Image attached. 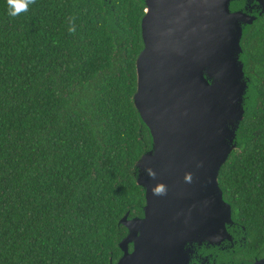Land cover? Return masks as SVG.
Wrapping results in <instances>:
<instances>
[{
  "label": "trees",
  "instance_id": "trees-1",
  "mask_svg": "<svg viewBox=\"0 0 264 264\" xmlns=\"http://www.w3.org/2000/svg\"><path fill=\"white\" fill-rule=\"evenodd\" d=\"M7 7L0 0V264H115L120 220L145 203L133 170L150 142L132 101L145 7L35 0L15 18ZM242 45L253 109L219 176L246 229L236 263L264 257V16Z\"/></svg>",
  "mask_w": 264,
  "mask_h": 264
},
{
  "label": "water",
  "instance_id": "water-1",
  "mask_svg": "<svg viewBox=\"0 0 264 264\" xmlns=\"http://www.w3.org/2000/svg\"><path fill=\"white\" fill-rule=\"evenodd\" d=\"M138 1L143 48L132 101L150 146L133 170L142 215L120 220L127 233L115 264H264L233 261L246 229L219 179L253 109L242 41L264 0Z\"/></svg>",
  "mask_w": 264,
  "mask_h": 264
},
{
  "label": "clouds",
  "instance_id": "clouds-1",
  "mask_svg": "<svg viewBox=\"0 0 264 264\" xmlns=\"http://www.w3.org/2000/svg\"><path fill=\"white\" fill-rule=\"evenodd\" d=\"M35 3V0H7V11L8 15L10 17H18L21 14L27 13L29 11V8L32 4ZM69 32L75 33V24H74V18L73 22L69 26Z\"/></svg>",
  "mask_w": 264,
  "mask_h": 264
},
{
  "label": "flooded vegetation",
  "instance_id": "flooded-vegetation-1",
  "mask_svg": "<svg viewBox=\"0 0 264 264\" xmlns=\"http://www.w3.org/2000/svg\"><path fill=\"white\" fill-rule=\"evenodd\" d=\"M119 258H120V257H119ZM119 258H118V260H119ZM118 260H117V261H118ZM117 261H116V262H117ZM116 262H115V263H116Z\"/></svg>",
  "mask_w": 264,
  "mask_h": 264
}]
</instances>
